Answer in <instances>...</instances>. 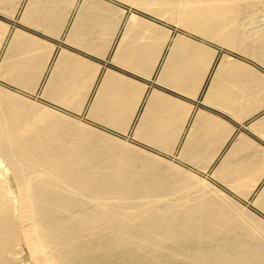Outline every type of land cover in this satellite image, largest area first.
Here are the masks:
<instances>
[{
  "label": "bare ground",
  "instance_id": "obj_1",
  "mask_svg": "<svg viewBox=\"0 0 264 264\" xmlns=\"http://www.w3.org/2000/svg\"><path fill=\"white\" fill-rule=\"evenodd\" d=\"M123 1L150 10L158 16L167 17L200 36L212 38L213 41L216 39L224 45L226 43L229 48L232 46V49H248L249 45H252L255 53L262 52L264 57V27H255L254 31L251 29L252 33L249 30L250 33L244 32L243 29L242 33L240 26L236 25L244 20L255 21L254 15L259 12L264 16V0ZM132 18L128 26L157 28L152 23H146L144 19ZM167 33H164V30L159 31L162 35L159 37L161 41L167 39ZM182 36L174 40L171 49L190 44L191 40ZM235 39L240 42L236 43ZM259 54L256 56L259 57ZM5 61L2 59V63ZM13 61L11 65H14V68L8 66L10 70L7 75L3 72L1 74L20 88L24 84L31 88L35 77L26 71L24 65L21 66V59V62H15L16 58ZM5 66L3 69H6ZM23 71L30 73V76ZM2 76L0 78H3ZM9 91L0 87V155L17 181L19 198L15 205L0 171V264H19L17 250L21 244L27 247L32 264H264V247L261 246L263 231L261 236L256 238L255 235L259 232L254 235L255 231L249 230L255 224L250 223L252 227H246L245 213L231 209L232 207L231 210L227 206L225 209V202V205L222 203L217 207L219 204L211 200L212 190L208 197L212 202L202 200V185L206 189L208 187L205 186L204 179L202 181L198 176L168 164L157 156L138 148L133 149L127 143H120L119 139L117 141L88 125L78 123L49 107L38 103L37 105L17 95L18 93ZM50 93L47 95L53 98L54 94ZM75 93L58 91L56 100L53 98L51 101H57L58 104H63L62 106L66 104L79 113L82 109L79 107L81 100L79 106L77 103L78 107L68 105L73 104L74 100L78 101ZM81 93L82 91L77 92L78 97H81ZM113 107L115 106L103 108L104 110L101 107L99 110L92 108L90 116L100 113L99 122L101 120V123L106 125L114 124L117 122V115L112 118V115H115V112L112 114L115 109ZM96 118L97 116L94 119ZM186 150L185 154L188 152ZM180 154L183 160L191 162L199 169L202 168V155ZM196 193L199 195L195 196ZM167 196L171 198L165 199ZM144 197H156L157 200H141ZM221 200L224 199L221 197ZM229 211L236 215L229 214Z\"/></svg>",
  "mask_w": 264,
  "mask_h": 264
},
{
  "label": "crops",
  "instance_id": "obj_2",
  "mask_svg": "<svg viewBox=\"0 0 264 264\" xmlns=\"http://www.w3.org/2000/svg\"><path fill=\"white\" fill-rule=\"evenodd\" d=\"M137 11L138 9L130 3L120 0H0V63L2 59L3 62L6 59L9 62L2 63L3 67L7 66L6 69L0 64V68L2 67L0 77L3 75L2 72L6 76L7 71L14 68L11 64L16 58L15 62L22 61L21 66L24 65L26 71L31 74L25 73V70L23 72L35 77L32 85L35 88L33 87V90L28 84H24L25 88L24 86L20 88L6 80L4 75L0 78V84L27 95L38 92V97L46 106L58 107L74 115L85 113L92 125L117 134L132 143L135 148L155 156L177 159L190 170L201 172L202 181L204 179L205 186H208L206 189L202 185V200L212 202L208 198L211 196L213 203L219 204H216L217 207L225 202L227 205L223 203L224 208L232 207L231 209L245 213L246 227L255 224L256 226L253 225L249 230H254V235L259 232L255 237L264 235V57L262 52H259L262 56L258 52L255 53L252 45L247 46L252 52L245 47L248 50L246 52L245 48L241 47L232 49L233 47L230 46V49L228 44L224 45L216 39L213 41L212 38L203 36L202 39L182 36L161 25L156 19L145 17ZM132 17L144 19L146 23H152L157 28H152V31L134 25L128 26ZM246 23L256 28L264 27L263 21ZM163 30L164 33L169 31V34L167 33L166 40L161 41L159 37L162 33L159 34V31ZM178 36H185L184 38L191 40L188 44L190 46L182 44L184 47L171 49ZM257 53L259 57L256 56ZM11 59L13 60L10 61ZM49 89L50 92L54 91L50 93ZM75 89L82 91L81 97H78V91ZM62 90L76 92L78 101L72 96L75 102L72 100L73 104H67L73 107L78 103L79 106L81 100L79 107L82 109L79 113L66 104H64L65 108L63 104L54 101L58 91ZM43 91L57 96L53 95L54 100L51 101L52 96ZM112 106H115L112 113L115 112V115H112V118L116 115L120 118L116 116L117 122L111 123L112 125L107 124V126L101 123V120L99 122L101 111L96 115V119H94L96 116H90L92 108L99 110L100 107L105 109ZM185 147L188 150L187 154ZM180 153L202 155V168L199 169L191 162L183 160ZM239 175L243 176L239 177ZM248 177H253V180ZM247 180L250 182L248 183ZM211 190L213 193L216 192L215 195ZM221 197L225 201L221 200ZM227 202L233 205L230 206ZM238 206L242 208L238 209ZM231 212L229 211V214L236 215ZM263 239L261 236L262 247H264Z\"/></svg>",
  "mask_w": 264,
  "mask_h": 264
},
{
  "label": "rangeland",
  "instance_id": "obj_3",
  "mask_svg": "<svg viewBox=\"0 0 264 264\" xmlns=\"http://www.w3.org/2000/svg\"><path fill=\"white\" fill-rule=\"evenodd\" d=\"M121 2H125V1H122L120 0ZM126 3V2H125ZM129 4V3H128ZM132 5V4H131ZM134 6L135 8L138 9L137 13H140L141 15L145 16V17H151L153 19H156L161 25L169 28L171 31H173L174 33L176 34H182V35H186V36H189L193 39H202V35L200 36V34H197V32H194V31H189V30H186V27L184 26H179L178 23H176L175 21L171 20L167 17H162V15H157L156 13L150 11V10H147V9H144V8H141L139 6H136V5H132ZM261 17V18H260ZM167 18V20H166ZM254 19L255 21H263L264 19V16L262 15L261 16V12L257 13V15H254ZM248 21H242L241 23L239 22L240 25H238V23L236 25L240 26L239 29L242 30V33L244 32H248L252 30H254L253 28L255 27H252L251 25H247ZM242 24V25H241ZM246 26V27H245ZM243 29H244V32H243ZM246 29V30H245ZM256 29V28H255ZM250 33V32H249ZM252 33V32H251ZM255 33V32H254ZM210 39V38H209ZM215 40V39H214ZM240 40V39H239ZM237 40V41H239ZM240 42V41H239ZM0 87H4L6 90H10L9 92L12 93V91L17 94V95H21V97H23L24 99L27 98V100L29 99L30 102H35V104H39V105H42V106H45V107H49V109H53L55 111H57V113H61L60 115H64L66 117H68L69 119H72L74 121H77L78 123H81V124H84V125H88L94 129H96L97 131L103 133V134H106L108 136H111L113 137V139H116L118 141H120V143L123 142V144L125 143V145H129L131 146L133 149L135 148L132 143L130 142H127L126 140L120 138L117 134L115 133H112V132H107V131H104L102 130L101 128L99 127H96L94 125H92L90 123L89 120H87L86 118V114L83 113L82 115H74V114H70L68 112H64L63 110H61V108H58V107H50V106H46L45 104H43V102L40 100V98L38 97V92L33 94V95H27V94H23V92H20V91H16L14 89H12L11 87H8V86H5V85H2L0 84ZM13 93V94H14ZM37 104V105H38ZM127 143V144H126ZM136 149V148H135ZM152 155V154H151ZM155 156V155H154ZM161 160H163L164 162H167L168 164H171V165H175V166H178L180 167L181 169H183L184 171H188L190 173H192V175L194 176H198L199 178L202 179V173L201 172H196V171H192L190 170L187 166L181 164L180 162H178L177 159H173V158H166V157H162V156H158ZM169 161V162H168ZM0 171L3 173L4 175V178H5V186H6V189L8 190V192L10 193V195L12 196V200H13V203L16 205L17 204V200H18V188H17V181L14 179V175L13 173L11 172L10 170V167L8 166L7 162L2 158V155H0ZM197 177V178H198ZM16 181V182H15ZM193 195V194H192ZM192 195L190 197H192ZM195 196L199 195V193H196L194 194ZM193 195V196H194ZM168 198H171V196H167L165 199H168ZM134 200V199H132ZM137 200V199H136ZM143 201H150V200H157L156 197H153V198H147V197H144V199H141ZM140 201V199L138 200ZM158 204V203H157ZM159 204H162V203H159ZM102 228V227H101ZM99 230V228H98ZM18 253H17V257L19 258L18 259V262L19 264H32V260H31V257H30V254L28 252V249L27 247H25L24 244H21V246L18 248Z\"/></svg>",
  "mask_w": 264,
  "mask_h": 264
}]
</instances>
